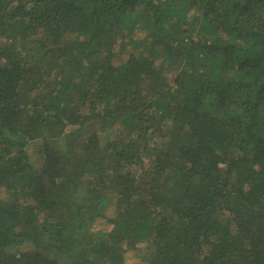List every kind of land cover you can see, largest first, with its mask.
Masks as SVG:
<instances>
[{"label":"trees","instance_id":"16d2710c","mask_svg":"<svg viewBox=\"0 0 264 264\" xmlns=\"http://www.w3.org/2000/svg\"><path fill=\"white\" fill-rule=\"evenodd\" d=\"M129 248L264 264V0H0V264Z\"/></svg>","mask_w":264,"mask_h":264},{"label":"rangeland","instance_id":"374dc122","mask_svg":"<svg viewBox=\"0 0 264 264\" xmlns=\"http://www.w3.org/2000/svg\"><path fill=\"white\" fill-rule=\"evenodd\" d=\"M111 214V212H108ZM146 255L139 249L129 248L124 253V264H143L146 261Z\"/></svg>","mask_w":264,"mask_h":264}]
</instances>
